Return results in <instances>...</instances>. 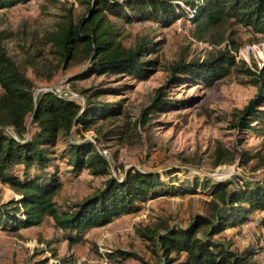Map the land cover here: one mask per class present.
<instances>
[{"label": "trees", "instance_id": "trees-1", "mask_svg": "<svg viewBox=\"0 0 264 264\" xmlns=\"http://www.w3.org/2000/svg\"><path fill=\"white\" fill-rule=\"evenodd\" d=\"M30 1L33 0H0V11ZM82 5V15L75 17L68 10L55 29L38 41L39 47H49L50 55L58 59L56 65L48 63L40 72L47 81L65 65L76 63L84 64L83 69L69 83L92 76L145 80L159 66L156 57L163 42L143 36L135 46L125 47L122 26L134 23L151 21L165 30L183 21L192 26L191 38L213 46V54L203 60H187L186 53L181 54L167 68L168 78L154 90L140 118L131 124L126 122L122 132L119 127L108 128L123 115L122 101L107 103L99 99L121 95L130 87L127 82L99 86L84 97L83 104L54 91L37 94L27 70L19 67L2 46L12 33L0 32V183L19 196L0 203V230L19 232L40 226L49 218L58 231L50 243L74 246L85 240L88 232L141 212L149 200L165 195H194L200 188L213 198L210 214H196L185 226L163 222L153 228L137 229L138 237L150 245L160 264H258L253 250H235L225 233L230 229L241 231L250 220L257 223V229L264 230V178L240 181V185L195 178L187 180L192 190L183 186L165 189L160 176L152 172L130 168L120 178L112 176L107 158L99 151L104 150L102 142L109 138L129 139L138 127H145L150 115L171 103L168 93L173 85L192 82L211 86L232 71L251 77L258 92L235 114L230 129L264 137V130L256 127L264 123V65L252 70L241 62L240 67L231 38L232 26L264 34V0H86ZM29 49L24 51L28 58L25 64L37 70L35 59L42 56L41 51L36 49L35 55L29 56ZM92 132L91 139H86ZM211 157L213 168L235 162L245 167L253 162L255 170L264 169V153L231 152L217 144ZM60 165L75 178L86 170L105 180L90 196L61 206L54 200L63 186ZM51 256H57L56 248L51 250ZM101 256L114 264L136 257L120 249L103 251ZM27 264H49V260ZM53 264L68 262L60 259Z\"/></svg>", "mask_w": 264, "mask_h": 264}, {"label": "rangeland", "instance_id": "rangeland-1", "mask_svg": "<svg viewBox=\"0 0 264 264\" xmlns=\"http://www.w3.org/2000/svg\"><path fill=\"white\" fill-rule=\"evenodd\" d=\"M84 1L86 0H33L1 10L0 32H11L13 35L2 46L19 67L27 70L28 77L36 85L37 94L48 90L57 91L60 96L83 104L84 97L93 89L127 82L130 87L127 91H122L121 95L99 99L107 103L122 101L123 115L113 120L109 129L119 127V131L124 132L126 122L131 124L140 118L141 111L149 105L154 90L168 78L167 68L181 54L186 53L187 60H203L213 54L203 49V45H193L192 26L183 21L176 22L165 30L157 28L151 21L134 23L122 26L121 41L125 47L135 46L143 36L163 42L156 57L159 66L145 80L139 82L112 76H92L69 83V79L83 69L84 64L76 63L67 67L65 65V68L47 81L39 74L48 63L56 65L58 59L50 55L49 47H39L38 41L44 34L55 29L68 10L75 17L82 15L85 10L82 5ZM231 31L236 61L240 67L243 66L241 62H244L252 70L261 69L264 65V34H252L239 26H232ZM28 48L29 56L35 55L36 49L41 51L42 56L35 59L38 62L37 70L25 64L28 58L24 51ZM173 86L168 93L171 103L150 115L145 127H138L133 132V137L122 139L117 136L102 142L104 150L100 152L105 153L110 164V174L120 178L130 168L156 173L165 189L183 186L192 190L193 185L188 181L195 178L229 181L238 185L240 181L262 180L264 169L255 170L253 162L245 167H239L238 162H235L213 168L211 157L217 144L231 152L237 150L252 155L264 153V137L253 132L238 133L230 129L235 114L258 92L252 78L243 72L232 71L211 86L192 82ZM257 124L256 127L264 130L262 121ZM93 134L86 135V139L90 140ZM60 168L63 186L54 200L61 206L77 203L90 196L102 187L105 180V177L91 176L86 170L75 178L64 165H60ZM196 193L165 195L149 200L143 205L141 214L122 217L103 228L92 230L86 234L85 240L74 246L50 243L57 238L58 231L49 218H45L40 226L19 232L0 230V264H27L44 258H48L49 264L60 259H66L68 264H102L103 251L118 249L136 256L126 258L123 260L124 264H160V259L154 255L150 245L138 237L136 230L153 228L163 222L171 226H185L196 214H210L213 200L210 192L203 193L202 189L197 188ZM13 198L17 199L19 196L0 183V203ZM247 223H252L253 226L244 232L243 228L241 231L240 228L239 231L230 229L225 236L233 242L235 250L251 249L255 253L254 260L258 264H264V230L257 229L253 220ZM55 248L57 256L52 258L51 250Z\"/></svg>", "mask_w": 264, "mask_h": 264}, {"label": "built area", "instance_id": "built-area-1", "mask_svg": "<svg viewBox=\"0 0 264 264\" xmlns=\"http://www.w3.org/2000/svg\"><path fill=\"white\" fill-rule=\"evenodd\" d=\"M181 21L180 20H178L177 21V23H180ZM191 42L193 43V45H203L204 46V48L203 49H206V50H208V51H211L212 49H213V46H210L209 44H207V43H202V42H197V41H195V40H193V39H191ZM220 47H222V46H219V47H214V48H216V49H219ZM67 88V87H66ZM56 93H57V91H56ZM99 151V150H98ZM100 152V151H99ZM101 153V155H103L104 157H105V153H103L102 154V152H100ZM139 214H141V212H139ZM255 224H257L256 222H255ZM250 226H253L252 225V223H246L242 228H243V231L242 232H244L245 231V229H248ZM102 264H107V260L106 259H103L102 260Z\"/></svg>", "mask_w": 264, "mask_h": 264}]
</instances>
